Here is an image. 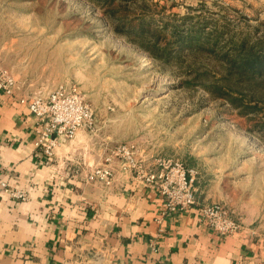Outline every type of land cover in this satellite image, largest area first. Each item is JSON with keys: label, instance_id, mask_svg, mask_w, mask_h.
<instances>
[{"label": "rangeland", "instance_id": "obj_1", "mask_svg": "<svg viewBox=\"0 0 264 264\" xmlns=\"http://www.w3.org/2000/svg\"><path fill=\"white\" fill-rule=\"evenodd\" d=\"M113 4L0 0V68L14 76L22 96L77 87L93 113L85 130L97 148L124 143L142 158L175 157L196 169L198 198L225 205L240 225L236 233L252 236L264 253V102L247 114L244 106L255 104L249 94L241 105L209 92V83L224 85L216 59L184 52L165 60L143 46L156 32L173 38L174 26L196 22L228 21L235 30L262 33L264 0ZM146 23L145 42L121 30Z\"/></svg>", "mask_w": 264, "mask_h": 264}, {"label": "crops", "instance_id": "obj_2", "mask_svg": "<svg viewBox=\"0 0 264 264\" xmlns=\"http://www.w3.org/2000/svg\"><path fill=\"white\" fill-rule=\"evenodd\" d=\"M20 95L0 91V264H264L252 236L216 234L198 206L166 213L119 160L111 184L89 179L109 144L97 148L85 129L60 137L48 158ZM3 183L29 198H11Z\"/></svg>", "mask_w": 264, "mask_h": 264}, {"label": "built area", "instance_id": "obj_3", "mask_svg": "<svg viewBox=\"0 0 264 264\" xmlns=\"http://www.w3.org/2000/svg\"><path fill=\"white\" fill-rule=\"evenodd\" d=\"M16 88L14 76L0 68V91L7 96H15ZM19 101L27 105L37 119L35 145L48 158L54 157L60 137L73 139L80 130L91 127L93 113L75 86L60 85L46 94L20 95ZM114 160H119L139 182L163 197L166 213L183 212L198 206L201 220L216 234L234 235L240 229L225 205L199 200L195 185L197 171L179 158L157 156L145 159L128 144L108 146L105 165L95 167L89 173V179H100L111 184L115 177L112 167ZM2 185L4 192L13 199L23 201L29 198L24 188H13L7 183Z\"/></svg>", "mask_w": 264, "mask_h": 264}, {"label": "trees", "instance_id": "obj_4", "mask_svg": "<svg viewBox=\"0 0 264 264\" xmlns=\"http://www.w3.org/2000/svg\"><path fill=\"white\" fill-rule=\"evenodd\" d=\"M114 1L106 0L111 7L114 6ZM186 23L190 24L191 21ZM209 26L208 22L193 23L188 29L176 25L172 29L173 38L166 37L161 31L156 32L153 34L155 38L149 39L148 44L143 43V46L155 52V57L165 60L178 59L182 57L181 54L187 52L188 56L201 55L221 62L224 69L223 88L216 84L212 85L208 79L204 82L210 85L206 83L205 86L212 94L219 92L218 96L225 97L234 104L237 101L241 105L244 104L245 93L249 94L252 98L250 101H255V104L245 105L243 112L250 114L256 110L259 103L264 102V31L260 33L256 28L252 31L247 29L238 31L231 27L228 21ZM121 30L134 31L140 38L136 40L145 42V37L149 36L146 33L150 32L151 28L146 23L138 27L123 25ZM226 88L235 90L239 96L234 98L235 95L231 96V91Z\"/></svg>", "mask_w": 264, "mask_h": 264}]
</instances>
